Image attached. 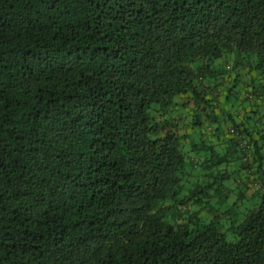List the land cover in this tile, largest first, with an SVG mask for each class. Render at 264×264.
<instances>
[{
    "label": "trees",
    "instance_id": "obj_1",
    "mask_svg": "<svg viewBox=\"0 0 264 264\" xmlns=\"http://www.w3.org/2000/svg\"><path fill=\"white\" fill-rule=\"evenodd\" d=\"M242 75L227 218L194 138ZM258 75L264 0H0V264H264Z\"/></svg>",
    "mask_w": 264,
    "mask_h": 264
},
{
    "label": "rangeland",
    "instance_id": "obj_2",
    "mask_svg": "<svg viewBox=\"0 0 264 264\" xmlns=\"http://www.w3.org/2000/svg\"><path fill=\"white\" fill-rule=\"evenodd\" d=\"M223 79L224 78H218L217 80L221 82ZM240 80L241 81L238 82V84L234 88H232L231 91H227V87L229 86V84L232 83V81L231 83L228 84L219 85V93L221 95V99H219V104L216 107L217 110L215 111L216 112L215 115L217 116L216 120L204 125V127L200 131L201 133L197 132L194 138L195 141L202 142L206 147L209 145H214V146L220 145L222 148L221 150L216 148L221 155L214 157L213 159L212 157H209L210 159L209 163L210 164L213 163L212 168L215 173H225L228 175L224 181V184L233 188V193L232 195L229 194L226 200H222V201L219 200V196H217V198L212 201V206L213 208L216 209V211L220 213L224 212V210L229 209L230 213L227 216V218H230L229 216H231V213L234 212H240L241 214V211L244 207L250 206L252 204L251 199L250 200L247 199L246 201H243V203L240 205L234 203L237 194V193L235 194L237 180L245 179V177L247 176L244 169L243 168L241 169L240 167L243 148L241 147V145H238L235 148L236 152H234L233 154H228V153L225 154V152L227 151V150L225 151L226 146H228L227 137L229 135H232V133L229 134L228 131L232 126L233 122H237V123L240 122L245 113H247V115L251 114L249 112V104L253 102V100L245 99V94H244L245 79L243 75L241 76ZM256 80H257L256 82H261L264 84V75L263 76L258 75V79L256 78ZM229 93H231V95H229V98H227V95ZM258 116L259 113H257V116L256 114L251 115L250 119L248 120V123L244 122V124H246L249 127L254 126L255 124L254 119ZM256 123L257 125H259L264 129L263 117H261L260 120H256ZM244 140L247 141L248 137L245 136L243 142ZM261 145H264V140L261 141ZM204 152L205 151L201 149L199 154L203 156ZM262 152L264 158V147L262 149ZM192 154H195V152H192ZM223 155H226L224 159H228V160L226 161L223 159L221 162L217 163L218 158ZM204 157L202 159H204ZM262 166H263L262 168L264 169V160L262 161ZM260 170L261 171L255 168L254 169L255 172L252 175V177H255L257 180L263 178L264 172L262 169ZM261 180H264V178ZM230 221H231L230 219H227L225 225L230 224Z\"/></svg>",
    "mask_w": 264,
    "mask_h": 264
}]
</instances>
